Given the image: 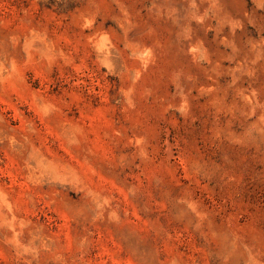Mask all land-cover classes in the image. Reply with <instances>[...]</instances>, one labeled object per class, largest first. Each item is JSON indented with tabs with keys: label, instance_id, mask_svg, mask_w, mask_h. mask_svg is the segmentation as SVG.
<instances>
[{
	"label": "rangeland",
	"instance_id": "obj_1",
	"mask_svg": "<svg viewBox=\"0 0 264 264\" xmlns=\"http://www.w3.org/2000/svg\"><path fill=\"white\" fill-rule=\"evenodd\" d=\"M0 264H264V0H0Z\"/></svg>",
	"mask_w": 264,
	"mask_h": 264
}]
</instances>
